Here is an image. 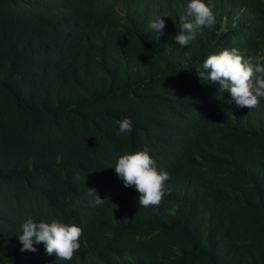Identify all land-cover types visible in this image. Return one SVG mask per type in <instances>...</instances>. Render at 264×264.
Here are the masks:
<instances>
[{"label":"trees","instance_id":"16d2710c","mask_svg":"<svg viewBox=\"0 0 264 264\" xmlns=\"http://www.w3.org/2000/svg\"><path fill=\"white\" fill-rule=\"evenodd\" d=\"M189 2L0 0V264H264V98L229 105L197 73L264 56V0H205L215 26L181 47ZM145 149L171 189L147 208L114 169ZM29 217L82 228L73 259L21 252Z\"/></svg>","mask_w":264,"mask_h":264},{"label":"clouds","instance_id":"9594fccd","mask_svg":"<svg viewBox=\"0 0 264 264\" xmlns=\"http://www.w3.org/2000/svg\"><path fill=\"white\" fill-rule=\"evenodd\" d=\"M158 16L150 21L149 28L158 35H163L165 22ZM181 30L174 37L175 43L181 47L190 45L198 33L205 28H212L216 18L212 7L205 0H190L185 13L180 17ZM185 69L187 65H184ZM197 70L201 80L219 84L220 92H228L227 104H235L238 108L255 109L264 98V56L250 55L245 58L237 49H225L219 54L209 55ZM118 134H130L133 124L130 118L118 120ZM118 178L125 187L134 188L138 193L139 207L159 206L165 195L170 194L168 187L170 175L158 169L156 162L147 149L120 156L114 166ZM95 196L97 204L102 203L95 189H88ZM18 240L22 245L20 251L35 252L34 244H44L46 253L55 256L56 260L71 261L81 247L82 228L75 224H66L57 220L35 221L27 218L20 226Z\"/></svg>","mask_w":264,"mask_h":264}]
</instances>
